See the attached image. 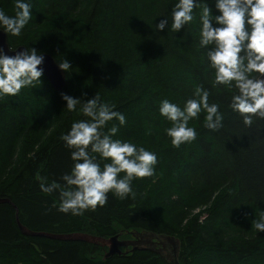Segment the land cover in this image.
Returning a JSON list of instances; mask_svg holds the SVG:
<instances>
[{
    "label": "trees",
    "instance_id": "1",
    "mask_svg": "<svg viewBox=\"0 0 264 264\" xmlns=\"http://www.w3.org/2000/svg\"><path fill=\"white\" fill-rule=\"evenodd\" d=\"M32 15L11 47L25 46L69 61L66 85L56 91L43 75L35 87L0 97V264H170L149 250L104 258L106 247L81 241L26 236L19 222L36 232L87 233L123 239L135 233L175 236L179 264H264V232L251 221L264 211V119L251 126L229 106L237 90L213 86L207 48L199 46V14L176 33L155 31L175 0H31ZM214 15L215 0H205ZM14 14V0H0ZM257 75V74H253ZM197 88L219 105L222 126H204L205 113L189 121L196 139L174 147L159 114L167 99L183 107ZM61 93L87 100L98 95L125 115L113 139L154 152L151 177L132 181V194L113 192L103 206L80 215L59 211V191L45 193L41 183L63 185L72 167L70 150L60 139L71 124L87 119L68 112ZM103 163L101 164V167ZM125 249H123L124 251Z\"/></svg>",
    "mask_w": 264,
    "mask_h": 264
},
{
    "label": "clouds",
    "instance_id": "2",
    "mask_svg": "<svg viewBox=\"0 0 264 264\" xmlns=\"http://www.w3.org/2000/svg\"><path fill=\"white\" fill-rule=\"evenodd\" d=\"M199 14V46L207 48L208 67L213 70V86L234 87L230 107L243 117L245 126H251L255 115L264 119V0H215L214 15L205 0H175L171 8V23L167 18L155 23V31L166 28L178 33L194 20V9ZM32 15L31 0H14V14L0 9V30L18 37ZM12 51V48H10ZM44 55L36 48H24L14 56L0 49V97L16 96L21 89L41 83ZM68 72L69 61L58 63ZM257 75H253V74ZM68 112L79 111L87 119H79L60 139L70 150L73 164L61 179L63 185L53 181L41 183L45 193L59 191V211L80 215L84 210L103 206L107 194L113 192L121 199L132 194V181L151 177L157 156L145 147L121 139H113L118 128L113 125L104 131L109 121L126 124L124 114L115 111L114 105L103 103L98 95L82 100L61 93ZM207 90L197 88L194 98L183 107L167 99L159 102V114L171 126L164 129L174 147L196 139L197 132L189 121L205 113L204 126L217 130L223 117L219 105L208 102ZM103 166L101 167V164ZM255 230L264 232V211L251 221Z\"/></svg>",
    "mask_w": 264,
    "mask_h": 264
},
{
    "label": "water",
    "instance_id": "3",
    "mask_svg": "<svg viewBox=\"0 0 264 264\" xmlns=\"http://www.w3.org/2000/svg\"><path fill=\"white\" fill-rule=\"evenodd\" d=\"M20 51L26 48L21 45L16 48L10 46L8 42V36L2 30H0V49L9 55L14 56L16 51ZM44 55V61L41 66L44 69V76L48 79L51 86L56 91H61L66 85V74L64 70H61L58 66V62L49 53H42ZM1 203H11L8 199H0ZM18 226L21 232L26 236L47 237L50 239L61 241H81L93 245H100L107 248V252L104 258L116 254H122L124 252H134L136 250H149L162 258L168 260L170 264H179L178 255L180 250V241L174 236L169 235H157L149 233H135L131 239H123L121 235H115L110 238L97 237L87 233H69V234H53L46 232H36L23 226L17 219ZM123 249H125L123 251Z\"/></svg>",
    "mask_w": 264,
    "mask_h": 264
},
{
    "label": "bare ground",
    "instance_id": "4",
    "mask_svg": "<svg viewBox=\"0 0 264 264\" xmlns=\"http://www.w3.org/2000/svg\"><path fill=\"white\" fill-rule=\"evenodd\" d=\"M175 237V236H174Z\"/></svg>",
    "mask_w": 264,
    "mask_h": 264
}]
</instances>
